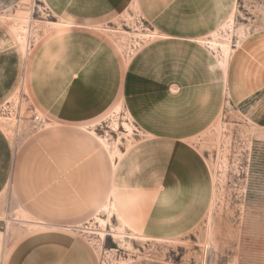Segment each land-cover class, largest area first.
<instances>
[{
    "label": "rangeland",
    "instance_id": "rangeland-1",
    "mask_svg": "<svg viewBox=\"0 0 264 264\" xmlns=\"http://www.w3.org/2000/svg\"><path fill=\"white\" fill-rule=\"evenodd\" d=\"M43 53L71 82L83 73L95 115L41 109ZM0 89L13 152L0 264H264V0H0ZM60 128L91 139L109 170L103 199L71 221L39 217L18 189L26 148Z\"/></svg>",
    "mask_w": 264,
    "mask_h": 264
},
{
    "label": "crops",
    "instance_id": "crops-1",
    "mask_svg": "<svg viewBox=\"0 0 264 264\" xmlns=\"http://www.w3.org/2000/svg\"><path fill=\"white\" fill-rule=\"evenodd\" d=\"M51 56L43 53L40 62L46 63ZM48 67L47 64L43 71L34 67L31 75L32 93L41 109L55 119L69 123L95 115L96 109L83 104L79 97L83 73L78 81L71 82L65 71H53ZM231 68L229 61L230 79ZM50 71L54 75H49ZM229 84L233 98L230 80ZM2 90L0 97H3ZM167 159L168 155L158 156L154 165L161 162L162 167H158L156 174L167 175L168 166L164 172L162 165ZM144 171L150 179L155 174L151 164ZM12 173V147L0 129V195L7 189ZM108 177L107 161L99 147L87 136L61 128L43 133L32 141L20 159L17 175L19 194L30 209L39 217L53 221H71L90 213L103 199ZM51 264H55V260ZM60 264L69 263L63 261Z\"/></svg>",
    "mask_w": 264,
    "mask_h": 264
},
{
    "label": "bare ground",
    "instance_id": "bare-ground-1",
    "mask_svg": "<svg viewBox=\"0 0 264 264\" xmlns=\"http://www.w3.org/2000/svg\"><path fill=\"white\" fill-rule=\"evenodd\" d=\"M231 16H232V14H231ZM231 16H230V18H231ZM61 25V24H60ZM57 27V26H56ZM58 27H60V26H58ZM213 44V43H212ZM224 48H225V46H224ZM226 52H225V54L227 55L228 53H229V47H226ZM224 50V51H225ZM230 54V53H229ZM225 55V56H226ZM227 61V60H226ZM229 61V60H228ZM225 63V62H224ZM130 126V125H129ZM109 206H111L113 209H112V211H114V209H115V207H114V204L112 203V202H107L106 204H104L103 206H102V209H100V211L102 210V211H108L109 213H110V216H111V212H110V210L109 209H111V207H109ZM120 217V216H119ZM122 218V217H121ZM122 220V219H121ZM124 221V220H123ZM122 221V222H123ZM42 224V223H41ZM123 224H125V221L123 222ZM113 225V224H112ZM127 233V232H126ZM101 234L102 235H105V233L104 232H101ZM137 235V234H136ZM124 235H122V237H123ZM133 236V235H132ZM135 236V235H134ZM137 236H139V237H141L142 239H145L147 236H145V235H142V234H139V235H137ZM121 238V237H120ZM124 238V237H123ZM122 238V239H123ZM0 240H1V238H0ZM125 240V239H124Z\"/></svg>",
    "mask_w": 264,
    "mask_h": 264
},
{
    "label": "built area",
    "instance_id": "built-area-1",
    "mask_svg": "<svg viewBox=\"0 0 264 264\" xmlns=\"http://www.w3.org/2000/svg\"><path fill=\"white\" fill-rule=\"evenodd\" d=\"M34 121L35 122H41L42 118L38 114H36L35 117H34Z\"/></svg>",
    "mask_w": 264,
    "mask_h": 264
}]
</instances>
